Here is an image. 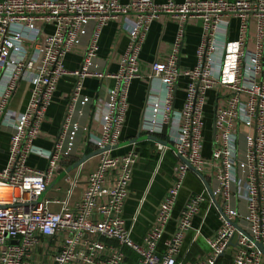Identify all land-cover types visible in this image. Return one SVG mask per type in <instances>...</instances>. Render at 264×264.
<instances>
[{
    "label": "built area",
    "instance_id": "2783aa9c",
    "mask_svg": "<svg viewBox=\"0 0 264 264\" xmlns=\"http://www.w3.org/2000/svg\"><path fill=\"white\" fill-rule=\"evenodd\" d=\"M162 15L177 23L178 33L168 56L150 69L152 89L140 129L174 148L154 142L160 164L170 151L179 162L174 183L139 244L122 218L139 154L132 150L115 157L112 152L121 144L131 84L142 76V47L151 24ZM119 16L124 17L123 30L130 41L119 69L116 74L93 72L102 30ZM192 18L200 20L204 34L195 67L183 69L179 61ZM236 19L238 38L230 41L231 22ZM46 26H52L53 33H43ZM70 53L83 55L78 71L65 69ZM64 76L78 80L64 129L53 150H41L34 141L41 135ZM89 77L115 81L107 91L100 136L89 138L103 153L97 156L98 165L75 205L70 203L75 184L65 200L45 199L60 161L82 157L84 146L78 138L86 137L85 130L71 125L70 119L75 110L94 116L95 100L81 95ZM182 78L187 80L185 99L176 109ZM21 83L29 92L22 112L11 107ZM211 93L215 95L213 137L210 156L205 157ZM0 131L10 135L9 157L0 170V264H32L43 241L53 249L44 264H129L124 249L137 256L135 264H191L186 259L199 240L207 253L194 264H264V0H185L181 4L132 0L126 5L119 0H1ZM30 155L46 158L47 169L29 167ZM189 173L200 181V175L207 179L211 174L212 194L204 186L201 193L191 195L161 252L159 244ZM204 203L207 209L201 214ZM53 204L61 205L60 211H53ZM213 211L219 228L205 237L203 228ZM195 218L200 220L198 226ZM189 233L193 237L184 254Z\"/></svg>",
    "mask_w": 264,
    "mask_h": 264
},
{
    "label": "crops",
    "instance_id": "0c3cea01",
    "mask_svg": "<svg viewBox=\"0 0 264 264\" xmlns=\"http://www.w3.org/2000/svg\"><path fill=\"white\" fill-rule=\"evenodd\" d=\"M1 1V0H0ZM132 0H119L123 5L130 3ZM156 4H165L168 0H153ZM185 0H175L176 3L181 4ZM234 2L236 0H227ZM124 17H117L111 20L102 30L99 40V50L97 58L92 62L91 70L93 72L108 74H116L119 69L120 58L127 51L129 46L128 34L123 30ZM239 20H232L229 32V40L235 41L238 38ZM54 28L52 26L44 27L43 33L51 34ZM178 33V25L171 20L169 16L162 15L158 17L150 26L146 41L142 47L139 61L141 66V78L134 80L131 84L128 97V112L126 121L121 134L122 147L112 152L115 157H122L132 150L139 154V160L136 164L132 182L129 186V197L125 203L122 218L125 221L126 227L131 231L132 238L136 243H142L145 235L153 225L158 208L163 199L167 195L169 189L174 183V168L179 160L170 151L163 162L160 164V155L154 142L150 140H140L137 143L129 144L145 136L141 133V122L147 106L148 95L152 89L150 82L151 67L157 61H163L171 51L175 43ZM204 31L200 20L192 18L188 20L186 25V34L184 39V46L180 56V67L183 69H192L197 63V48L202 41ZM83 63L82 53H70L64 60L65 69L70 72L78 71ZM77 78L74 76H64L58 82L56 92L54 93L51 105L46 114L45 123L41 129V135L34 141V145L45 151L54 149L55 142L61 135L66 121V115L71 103V96L77 83ZM115 81L111 78L100 80L89 77L83 83V90L81 95L89 99L95 100L94 116L90 115L85 110H75L71 114V125L84 129L86 137L78 138L79 144L82 143L81 154L90 155L98 149L93 143H89L90 137H99L103 125V116L107 107V91L114 87ZM187 80L182 78L178 82L176 92L175 108L181 109L185 99V87ZM156 89L160 90L159 84H155ZM211 103L215 100V95L210 94ZM29 100V92L24 83L19 85L14 98L11 103L13 110L20 112L26 109ZM213 124V123H212ZM208 133L205 136L207 139ZM84 140V141H83ZM10 135L6 132L0 131V170L5 167L9 157ZM204 156H210V148L207 147V142L204 149ZM81 157V158H82ZM81 158H65L59 163L54 178L50 181H56L57 178L70 167H72ZM98 157L94 156L87 160L82 166L70 171L64 178H62L56 185L46 191L45 199L63 201L67 197L68 191L75 186L74 195L71 199V205H75L81 198V194L86 187V181L89 175L96 169L98 165ZM28 166L37 170H46L48 167V160L39 155H30L28 158ZM210 183L212 175H206ZM204 184L200 181L194 173H189L184 182V187L181 190L176 206L173 211V217L167 226V232L163 240L159 244V251H163V243L174 234L176 229V221L180 216L185 204L191 197L201 193ZM53 211H60L61 205H52ZM207 209V204L201 206V214H204ZM200 220L194 219V226H198ZM219 228V221L215 211L211 212L207 218V224L203 228V236L210 237ZM193 234L189 233L186 236L184 245V254L190 246ZM102 242L109 244L107 240L102 239ZM113 244V243H110ZM52 244L42 242L35 254V261L32 264L49 263L50 254L52 255ZM44 252L45 260H44ZM127 255L128 263L135 264L137 256L124 249ZM207 253V247L202 240L192 248L186 261L194 264Z\"/></svg>",
    "mask_w": 264,
    "mask_h": 264
},
{
    "label": "water",
    "instance_id": "95a60500",
    "mask_svg": "<svg viewBox=\"0 0 264 264\" xmlns=\"http://www.w3.org/2000/svg\"><path fill=\"white\" fill-rule=\"evenodd\" d=\"M150 140V141H152V142H156V143H162V144H164L165 146H168L170 149H172V150H174V148L169 144V143H167V142H163L162 140H160V139H158V138H156V137H152V136H143V137H141V138H137L136 140H134V141H132V142H129V144H131V143H133V144H135V143H137L138 141H140V140ZM124 144H120L119 146H118V148L119 147H122ZM114 149V148H113ZM107 150H110V148H107ZM101 153H103V151L102 150H98V151H96V152H94V153H92V154H90V155H84L78 162H76L72 167H70L68 170H66L65 172H63L58 178H57V180L56 181H54V182H52V184H50L49 185V187L47 188V191L48 190H51L55 185H56V183H58L62 178H64L70 171H72V170H74V169H76V168H78V167H80L82 164H84L87 160H89L91 157H94V156H98L99 154H101ZM200 178H201V180L203 181V183L205 184V186L208 188V190H209V192H210V194H212V189L210 188V184H209V182H208V180L204 177V176H202V175H200ZM46 194V193H45ZM45 194H44V196H45ZM259 247H260V249L261 250H263L262 249V246L261 245H259ZM228 258H229V256H227Z\"/></svg>",
    "mask_w": 264,
    "mask_h": 264
},
{
    "label": "rangeland",
    "instance_id": "374dc122",
    "mask_svg": "<svg viewBox=\"0 0 264 264\" xmlns=\"http://www.w3.org/2000/svg\"><path fill=\"white\" fill-rule=\"evenodd\" d=\"M207 116H206V131H205V136L208 133L206 142H207V147L211 149L212 146V137H213V115H214V104L210 103L207 106L206 109Z\"/></svg>",
    "mask_w": 264,
    "mask_h": 264
}]
</instances>
